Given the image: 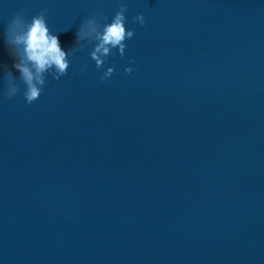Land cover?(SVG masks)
Wrapping results in <instances>:
<instances>
[{
  "label": "water",
  "instance_id": "1",
  "mask_svg": "<svg viewBox=\"0 0 264 264\" xmlns=\"http://www.w3.org/2000/svg\"><path fill=\"white\" fill-rule=\"evenodd\" d=\"M120 2L0 0V64L17 12L65 50L92 21L32 104L0 72V264H264V0H123L97 67Z\"/></svg>",
  "mask_w": 264,
  "mask_h": 264
},
{
  "label": "clouds",
  "instance_id": "2",
  "mask_svg": "<svg viewBox=\"0 0 264 264\" xmlns=\"http://www.w3.org/2000/svg\"><path fill=\"white\" fill-rule=\"evenodd\" d=\"M128 5L121 0L118 10L115 11L110 22L103 25V31L97 32L99 43L95 45V50L91 52V59L96 60L97 67L100 66L101 60L97 53L103 52L105 55L109 52V46H119V55H125L127 47L124 41L134 36V29L126 27L127 17L125 15ZM47 9H41L30 19L26 18L23 11L15 13L7 22L4 29L3 40L9 48V54L13 58L11 66L0 64V72L3 73L5 81L14 78V70H18L20 80L25 84V90L21 93L18 86H13L11 90L4 88V96L12 99L18 94H22L27 104H32L38 100L45 85L44 73L53 70L51 75L54 79L59 80L62 76L67 75L72 60L75 59V53L78 50L76 45L80 36V28L86 22L92 25V21L83 20L75 32L74 43L65 50L60 43L58 34H50L49 26L45 17ZM108 21V17H104ZM141 25L146 23L143 13H139L134 17ZM92 31H96L92 26ZM22 45L24 57L27 63H18L14 56L10 45ZM115 55V54H113ZM73 57L67 59L66 57ZM115 71V65L109 67L108 71L100 80L105 81V77H111ZM124 71L131 73L132 67L125 66Z\"/></svg>",
  "mask_w": 264,
  "mask_h": 264
}]
</instances>
